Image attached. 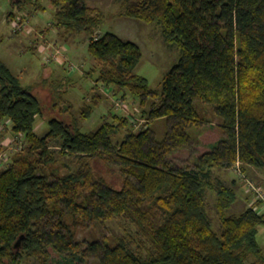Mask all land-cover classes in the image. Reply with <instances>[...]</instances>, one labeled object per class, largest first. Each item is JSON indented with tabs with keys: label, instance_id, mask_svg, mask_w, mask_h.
Returning <instances> with one entry per match:
<instances>
[{
	"label": "trees",
	"instance_id": "trees-1",
	"mask_svg": "<svg viewBox=\"0 0 264 264\" xmlns=\"http://www.w3.org/2000/svg\"><path fill=\"white\" fill-rule=\"evenodd\" d=\"M9 1L19 10L39 6ZM123 1L121 16L159 24L165 41L181 51L159 91L134 72L141 58L136 43L112 33L93 37L102 18L84 0H50L52 25L67 35H89L96 82L128 91L141 105L153 98L148 118L161 120L164 131L159 139L150 128L134 132L127 118L113 115L88 133L75 119L53 118L38 136L41 101L0 61V121L8 120L26 143L0 171V264L25 257L34 264H77L87 255L98 264H264L257 240L264 214L253 203L229 214L237 196L226 187L216 193L218 230L207 207L214 166L264 170V0ZM65 103L59 113L70 116L72 105ZM98 103L93 95L81 117ZM207 117L218 120L222 138L193 158L192 168H177L171 155L194 152ZM122 129L127 132L115 144ZM55 141L58 154L50 150ZM66 155L77 158V170L62 172L57 156ZM93 161L119 185L94 171ZM111 221L132 231L105 233ZM88 229L96 238L82 244L77 234Z\"/></svg>",
	"mask_w": 264,
	"mask_h": 264
},
{
	"label": "rangeland",
	"instance_id": "rangeland-1",
	"mask_svg": "<svg viewBox=\"0 0 264 264\" xmlns=\"http://www.w3.org/2000/svg\"><path fill=\"white\" fill-rule=\"evenodd\" d=\"M37 1L38 8L27 6L19 10L12 7L9 0H0V61L19 79L21 86L28 88L42 103V114L36 117L35 122L36 134L43 136L48 131V121L53 118L65 119L68 122L75 119L80 130L88 133L97 130L103 121L112 122V116L116 115L127 118L132 131L150 128L159 139L164 131L161 120L153 121L148 118L149 106L154 99L149 98L141 105L139 97L131 95L128 91L119 92L113 85L105 86L96 82L98 65L88 52L89 35L84 32L67 35L63 31H58L52 25L54 7L50 0ZM84 2L101 14V24L93 37L112 33L123 40L136 43L141 58L134 72L147 80L151 90L159 91L163 79L180 59L179 47L165 41L159 24L121 16L125 3L123 0ZM48 54L51 56L61 54L62 57L59 56L64 63L54 59L45 60ZM123 94H126L125 98H121ZM93 95L99 103L93 107L87 118H82L81 109L84 105L92 103ZM65 102L72 105L73 111L70 116L59 113L58 106L64 108ZM207 120L198 133L200 144L195 145L193 153L184 149L171 155L172 162L177 168H192L193 158L208 151L212 144L222 138L223 133L218 126V120L210 117H207ZM126 132V129H122L119 134L113 136V142L119 144ZM60 146V142H51L50 150L58 154ZM24 148L26 143L23 136L11 131L8 120L0 121V152L4 158L0 161V171L4 170L9 160ZM57 157L63 165V173L78 169L76 157L67 155ZM240 166V164L231 168L214 166L211 170L209 181L212 188L207 192V207L215 230L219 229L216 193L221 187L233 190L237 196L228 210L229 214H238L253 202L254 196L244 189L242 176L264 189L262 185L264 170L255 171L250 169L251 167H245L243 171ZM92 167L94 171L105 175L112 185H119L118 178L107 176L106 169L100 162L93 161ZM131 231L127 224L111 221L107 223L105 233L121 236ZM95 233L91 229L79 231L77 239L82 244H87L95 240ZM257 240L264 249L263 227L258 230ZM35 262V258L25 257L21 264ZM77 264H98V261L95 257L87 255L85 262L78 261Z\"/></svg>",
	"mask_w": 264,
	"mask_h": 264
},
{
	"label": "built area",
	"instance_id": "built-area-1",
	"mask_svg": "<svg viewBox=\"0 0 264 264\" xmlns=\"http://www.w3.org/2000/svg\"><path fill=\"white\" fill-rule=\"evenodd\" d=\"M62 55L58 54L56 56H51V55H47V57H45V60H51L54 59L55 61L59 62V63H64V60L61 59ZM4 160L1 152H0V161ZM1 163V162H0ZM239 163H237L238 165ZM1 166V164H0ZM242 178L244 179V189L249 193L253 194L254 199H253V204L255 205V210L258 213L264 214V189L261 186H258L257 184H255L254 182L245 179L244 176H242Z\"/></svg>",
	"mask_w": 264,
	"mask_h": 264
},
{
	"label": "crops",
	"instance_id": "crops-1",
	"mask_svg": "<svg viewBox=\"0 0 264 264\" xmlns=\"http://www.w3.org/2000/svg\"><path fill=\"white\" fill-rule=\"evenodd\" d=\"M250 168V167H249ZM250 169H252V170H255L254 168H250ZM255 171H257V170H255ZM244 192V191H243Z\"/></svg>",
	"mask_w": 264,
	"mask_h": 264
}]
</instances>
